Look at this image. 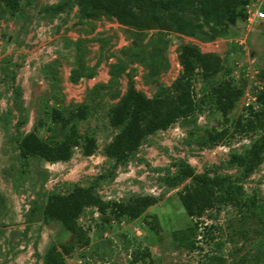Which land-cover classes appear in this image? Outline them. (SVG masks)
<instances>
[{
  "label": "rangeland",
  "instance_id": "374dc122",
  "mask_svg": "<svg viewBox=\"0 0 264 264\" xmlns=\"http://www.w3.org/2000/svg\"><path fill=\"white\" fill-rule=\"evenodd\" d=\"M64 1L21 0L16 13L5 6L0 13V264H44L53 243L60 245L66 264H264V161L250 175L230 161L264 130L208 141L211 128L231 125L251 105L260 107L264 19L257 13L264 11V0L230 2L218 24L187 12L175 29H140L105 13L85 18L76 0L57 13L49 7ZM188 43L222 64L219 79L231 78L243 88L230 121L214 102L202 99L204 83L196 73L199 105L193 117L149 135L118 163L106 153L118 131L109 122L110 108L131 83L150 97L172 88ZM75 72L85 75L76 80ZM85 105L88 117L77 123L83 140L96 137L95 153L86 155L78 146L66 161L21 157L20 142L29 131L51 144L64 138L67 129L52 120L55 108L68 116ZM183 162L199 173L230 175L256 205H217L192 218L178 194L192 179L176 186L168 182ZM93 184L105 200L140 199L145 209L133 218L87 207L78 221L90 238L84 244L62 222L45 219L43 209L50 194ZM31 208L35 214L28 223ZM176 230L194 232L199 247H178Z\"/></svg>",
  "mask_w": 264,
  "mask_h": 264
},
{
  "label": "trees",
  "instance_id": "16d2710c",
  "mask_svg": "<svg viewBox=\"0 0 264 264\" xmlns=\"http://www.w3.org/2000/svg\"><path fill=\"white\" fill-rule=\"evenodd\" d=\"M70 0L49 6L55 13L65 9ZM234 0H76L85 18H96L105 13L114 16L121 23L144 29L159 27L175 29L183 23V15L193 12L203 16L208 25L221 23L227 12L225 7ZM3 6L11 13H16L21 6V0H0V13ZM182 73L176 78L173 87L162 89L159 94L150 97L139 90L133 83L122 99L109 110V122L118 131L107 144L106 153L115 158L118 163L127 161L134 155L147 137L159 130H167L180 119L188 122L195 114L199 101L194 88V77L200 73L204 86V96L214 102L224 116V121H230L229 112L243 94V88L236 85L231 78H218L223 69L222 64L205 53L195 44H185L180 53ZM85 74H73L78 80ZM259 108L248 107V113L240 114L231 125L222 128L213 127L208 131V141L219 143L232 137L235 133H250L264 130V90L257 95ZM88 107L80 106L71 111L68 116L60 109L52 111V120L61 122L67 129L64 138L54 144L41 138L36 130L25 133L20 142L21 157L28 160L35 156L41 159L57 162L66 161L72 157L74 148L81 146L86 155H92L97 149V139L94 135L83 140L77 121L88 117ZM231 162L238 164L245 175H250L264 161V135L255 139L244 152H234ZM177 174L171 176L169 184L176 186L185 178H191V183L185 185L178 194L186 212L192 218L202 217L207 209L217 205L232 204L239 208H253L256 205L248 196L242 184L230 175H211L208 172L199 173L194 167L183 162ZM90 206H95L105 212H111L120 217L129 215L139 217L145 206L140 199L128 202L120 200H105L96 190V186L77 185L69 193H52L43 209L45 219L58 220L66 229L75 233L84 244L90 238L79 224L82 212ZM35 214L31 208L27 222L33 221ZM175 244L188 250L199 247L198 240L187 230L173 232ZM220 245V244H219ZM60 245L53 243L44 255V264H66L65 254Z\"/></svg>",
  "mask_w": 264,
  "mask_h": 264
},
{
  "label": "built area",
  "instance_id": "2783aa9c",
  "mask_svg": "<svg viewBox=\"0 0 264 264\" xmlns=\"http://www.w3.org/2000/svg\"><path fill=\"white\" fill-rule=\"evenodd\" d=\"M257 17H258L259 19H264V11L258 12V13H257Z\"/></svg>",
  "mask_w": 264,
  "mask_h": 264
}]
</instances>
